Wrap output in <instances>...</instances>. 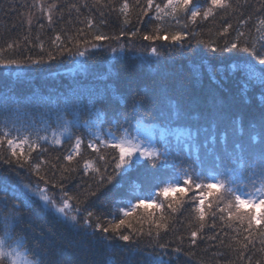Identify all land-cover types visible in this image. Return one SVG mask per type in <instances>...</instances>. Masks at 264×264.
<instances>
[{
	"label": "snow or ice",
	"instance_id": "obj_1",
	"mask_svg": "<svg viewBox=\"0 0 264 264\" xmlns=\"http://www.w3.org/2000/svg\"><path fill=\"white\" fill-rule=\"evenodd\" d=\"M31 7L45 15L49 25L53 20V10L58 9L57 3L45 7L42 0H35ZM80 7L90 12L95 9L99 13V24L90 15L85 23L87 32L81 28L71 36L57 34L51 42L52 48L47 51L44 43L40 42L35 46L44 55L36 58L30 55L20 58L5 56V49L0 48V67L10 70L9 74L16 71L20 75L31 70L25 66L39 68L55 61L58 55L85 57L93 54V50L102 51L105 47L113 53L127 54L134 45L119 43L123 37L148 41L142 51L150 52L151 56L145 55L143 59L158 62L165 52L173 53L179 49L180 54H184L188 37L197 35L186 31L189 23L195 25L198 19L208 21L219 17L224 24L218 30L217 38L201 39L198 43L204 44L211 53L232 54L230 78L237 80L239 93L248 103L258 105L259 113L245 126L243 119H229L224 100L215 93H210L217 101L215 111L193 114L182 111L178 104L169 101L166 112H160L165 131L169 135L185 137L183 143L173 145L167 137L163 141H153L151 136L144 135L142 125L147 118L141 116L137 119V116L151 102L152 98L147 95L132 100V110L136 114L133 124H128L123 112L109 120L106 104H116L124 109L128 107V97L111 86H106L104 91L88 90L87 103L84 102L85 94L78 92L77 88L64 96L62 104H56L54 113L52 109L46 113L49 118L55 114L57 130H52L44 119H41V123L46 125L43 129L38 128L34 121L24 120L18 107L0 106L3 113L0 115V264H61L56 253L63 247L62 236L52 229L36 225L21 211V206L31 210L33 203L40 201L46 214L69 225L78 234L94 237L109 247L142 254V264H176L182 255H192L191 247L197 245L198 239L225 245L222 236L229 237L225 228L236 233L229 239L239 247H233L232 243L226 246L237 252L245 264H253L257 251L255 238L259 236L260 243L264 245V3L257 9L255 34L251 29L247 32L240 30L252 20L250 14L240 11L251 7L248 0H205L204 7H201L200 0L195 4L193 0H145L143 6L140 0H135L138 15L157 22L151 33H141L139 28L130 32L122 29L119 34L101 31V26H106L107 21L105 12L100 9L117 12L124 26L131 23L132 6L128 0H122L118 7L111 0L108 3L92 0L91 5L84 0ZM71 9L77 13L80 11L76 4H72ZM229 14L241 17L235 29L229 22ZM181 20L185 23L181 24ZM137 22L143 21L138 19ZM27 23L30 28V16ZM39 26L42 28L43 24ZM25 41L28 42L27 37ZM105 41L109 43L105 44ZM157 41L161 42L159 46ZM112 42H117L118 47H113ZM17 47L15 42L7 44V50L11 52H15ZM217 72H223V69L213 68L209 80L222 89L223 79L217 78ZM195 74L199 77L200 70L196 69ZM108 78L107 75L103 77ZM85 111L92 118L91 124L89 121L81 123L80 115ZM67 115L72 119L65 120ZM105 124L111 127L103 129ZM221 124L225 126L221 128ZM80 127L88 128L90 132L86 140L72 131ZM93 127L95 132L91 131ZM41 131L50 132L51 138L41 135ZM65 142H72L71 148L67 154L55 157L56 163L44 159L49 147ZM85 148L95 157L84 159L82 152ZM33 153H36L35 157ZM77 157L81 159L77 160ZM134 157L136 165L142 163L140 158L143 157L156 169L148 170L151 173L150 186L147 189L134 186L127 193L128 198L119 202L123 206L111 213L112 219L104 223L102 216L97 215L93 208L101 198H110L113 189L107 186L113 183L115 176L126 175L132 170ZM73 161H76L75 165ZM185 163L187 167H184ZM77 165L84 176L92 174L91 182L86 183L76 195H69L71 189H67L66 184L73 174L78 173ZM109 166L112 167L110 174ZM45 168L49 170L51 180L47 178L49 173L41 175ZM19 170H30L38 182L34 186L25 183ZM41 181L43 186L39 183ZM49 184L62 193L59 202L49 195ZM118 186L113 185V188ZM73 187L79 188V185ZM170 193L181 195L170 196ZM187 193L191 195L185 200L184 194ZM17 200L20 204L15 203ZM146 201L151 203L146 204ZM153 205L155 211L149 212ZM137 213L140 220L150 225L147 231L134 227L133 215ZM185 213L190 221L187 223V250L183 236L176 241L166 239L176 231L179 217ZM218 223L220 231H216ZM241 235L242 240L237 238ZM145 238L147 242L141 247ZM147 248L152 251H145ZM245 251H250L251 255L245 257ZM259 251L264 253V249ZM256 264H260V260Z\"/></svg>",
	"mask_w": 264,
	"mask_h": 264
},
{
	"label": "trees",
	"instance_id": "obj_2",
	"mask_svg": "<svg viewBox=\"0 0 264 264\" xmlns=\"http://www.w3.org/2000/svg\"><path fill=\"white\" fill-rule=\"evenodd\" d=\"M34 2L35 0H0V48L5 49V56L15 55L17 58H20L30 55L33 58L39 57L44 55V53H41L39 47L35 46L40 42L44 43L45 51H47L52 48L51 42L57 34L63 37L67 33V35L71 36L81 28L87 32L85 23L90 15L99 24V13L95 9L90 12L88 9L80 7L84 0H42L45 7L54 2L58 5V9L53 10L51 25H49L45 15L31 7ZM128 2L132 6L131 23L124 26L122 17L117 12L100 9L105 12L104 19L107 21L106 26H101V31L108 34H119L122 29L130 32L139 28L141 33H151L155 29L157 22L149 21L148 17H140L135 7V0H128ZM155 2H161V0H155ZM196 2L197 0H193L194 4ZM87 3L91 5L92 0H87ZM105 3H108V0H105ZM111 3L118 7L122 3V0H111ZM140 3L143 6L145 0H140ZM261 3H264V0H248V4L251 7L240 10L246 15L250 14L252 16V20L248 26L240 30L247 32L251 29L252 33L255 34L254 23L258 15L257 9ZM72 4H76L80 8L79 13L71 9ZM200 4L201 7H204L205 0H200ZM10 5L11 7H9ZM26 5L28 7H25ZM29 16L32 20L30 28L27 23ZM138 19H142L143 22L138 23ZM228 19L235 29L241 17H232L229 14ZM184 23L185 21L181 20V24ZM40 24H43L42 28L39 26ZM223 24L224 21L219 17L216 19L209 18L208 21L198 19L195 25L189 23L186 31L196 33L197 35L188 37L189 43L186 45L184 54L181 55L179 49H176L173 53L165 52V55L158 62H150L143 59L145 55L151 56L150 52H144L143 55L129 54L132 50L135 51L138 48L143 50L146 48L149 44L148 41H143L139 38L130 40L128 37H123L119 43H124L125 45L132 43L134 48L130 49L127 54L120 53V57L116 59L106 74L90 72L91 78L87 79L76 78L75 75H67L68 71L64 70L63 65L73 58V56L67 54L63 56L58 55L55 61L41 65L39 68L31 65L25 66L31 70L23 72L20 75H16V73L9 74L10 70L0 68V106L11 105L18 107L24 120L34 121L38 128L43 129L46 125L41 123V119H44L51 125L52 130H57L55 114L49 118L46 113H48L49 109H52L54 113L56 104H62L64 96L70 95L72 90L77 88L78 92L85 94L84 102L87 103L86 93L88 90L104 91L106 86H111L112 88L119 89L120 93L128 97V107L124 109L116 104H106L105 107L109 120L112 119L113 115L123 112L128 118V124H133V116L136 114L132 110V100L133 98L147 95L152 98L151 102L146 104L145 108L141 109L137 116V119L141 116L147 118L143 121L142 125L144 135L151 136L153 141H163L167 137L175 145L183 143L185 137L183 135H169V132L165 131L164 122L160 118V112H166V106L169 101L178 104L182 111L193 114L198 111H215L217 101H214L213 96L210 94L215 93L224 100L225 110L229 119H243L245 126H247L249 120L258 116L259 107L255 102L248 103L239 93L237 80L230 78L232 54L222 52L211 53L204 44L198 43L201 39H216L218 30L222 28ZM174 28H177V26H174ZM25 37H27L28 42L25 41ZM14 42L18 44L15 52L7 50V44ZM104 43L108 44L109 42L105 41ZM156 44L159 46L161 42L157 41ZM112 46L118 47V43L112 42ZM105 50L108 52V55L112 54L107 47H105ZM94 58L95 56H87L86 60L91 63ZM152 61H155V58H152ZM213 68L223 69V72H217V78L223 79L222 89H218V86L209 80V74ZM196 69H199L201 72L199 77L195 74ZM106 75L109 78L103 79ZM162 93L164 94L162 95ZM2 114L0 112V115ZM71 119V115L65 116V120ZM80 120L81 123L89 121L91 124L92 122V118L87 111L80 115ZM224 126L225 124H221V128ZM108 127H111V125H103V129H107ZM72 131L85 140L90 135L88 128L85 127L73 128ZM91 131L95 132L96 129L93 127ZM40 134L49 135L51 138L50 132L41 131ZM71 144L72 142H65L59 146L49 147L48 153L44 155V159L56 163L54 158L67 154L71 148ZM82 155L84 159L95 157V154L86 148L83 150ZM35 156L36 153H33V157ZM80 159V157H77V160ZM133 159L132 170L126 175L121 173L115 176L113 183L107 186L108 189H113L110 198H101L93 208V211L97 215L102 216L104 223L112 219L111 213H114L118 207L123 206L119 202L128 198L127 193L132 191L134 186L144 189L150 186L151 173L148 170L156 171V169H153L151 163L143 157L140 158L142 163L139 165L135 164V157ZM73 164L75 165L76 161H73ZM57 166L59 167L60 165L58 164ZM187 166V163H185L184 167ZM77 168L78 173L73 174L71 181L66 184V188L71 189L68 193L69 195H76L77 191L81 190L86 183L91 182L90 176L92 174L84 176L79 165H77ZM108 172L109 174L112 172L111 166H109ZM45 173H49L47 168L42 171L41 175ZM19 175L25 183H32L33 186L38 182V178L32 175L30 170H19ZM47 178L49 180L52 179L50 173ZM39 183L43 186L42 181ZM117 184L119 186L113 188V185ZM73 185H79V188L73 187ZM180 186L183 187L184 185L181 184ZM48 187L49 195L53 196L56 200L59 199L62 195L60 190L53 189L51 184ZM169 195L180 196L181 194L170 193ZM190 195L191 193L184 194V199L187 200ZM8 199L11 203V195H9ZM211 199L212 197H209V200ZM15 203L20 204V201L17 200ZM145 203L150 204L151 202L146 201ZM41 204L42 201L33 203L31 210L21 206V211L26 216L31 217L36 225L52 229L58 236H62L63 247L62 249H57L56 253L61 259V264H142V254L130 252L126 249L122 250L118 247H109L106 244L100 243L94 237L78 234L69 225L59 222L52 215L46 214ZM148 211H155V205L150 207ZM56 215L59 216V214ZM137 220L140 221L139 224L135 223ZM188 222H190L189 216L185 213L179 217V222L175 226L176 231L166 237L167 240L176 241L179 236H183L185 238L184 246L186 250L189 247ZM133 223L134 227H142L144 231H147L150 227L145 220H140L139 213L133 215ZM36 231L39 232V227L36 228ZM216 231H220L219 223L217 224ZM224 231L229 233V237L236 235L235 232L227 228ZM208 235H212V233L208 232ZM243 235H246V233ZM243 235L237 238L242 240ZM229 237L222 236L225 240V245H220L215 241H201L198 239L197 245L191 247L192 255H182L176 264H245V261L240 260L237 252L232 251L226 246L232 243L233 247H239L230 241ZM146 242L145 238L141 242V247ZM254 242L257 251L253 257V264H256L257 260H260V264H264V253L259 251L260 249H264V245L260 243L259 236L255 238ZM120 243L123 244L124 242ZM249 247L251 249V245ZM145 251H152V249L147 248ZM244 254L247 257L251 255V252L245 251Z\"/></svg>",
	"mask_w": 264,
	"mask_h": 264
},
{
	"label": "rangeland",
	"instance_id": "obj_3",
	"mask_svg": "<svg viewBox=\"0 0 264 264\" xmlns=\"http://www.w3.org/2000/svg\"><path fill=\"white\" fill-rule=\"evenodd\" d=\"M129 54L143 55L144 52L142 49L138 48V50L130 51ZM120 55V53H110L108 55L105 48L102 52L101 50H93V54L86 55L85 57H73L72 59H69L63 67L65 68L64 70L68 71L67 75H75L76 78L81 77L87 79L91 78L89 74L90 72L95 74H106L109 72L112 65L116 59L120 57ZM87 56H95V58L91 63H89L86 60ZM13 68H15V66H13ZM14 73H16V71H11V74ZM57 202H59V199H57Z\"/></svg>",
	"mask_w": 264,
	"mask_h": 264
}]
</instances>
